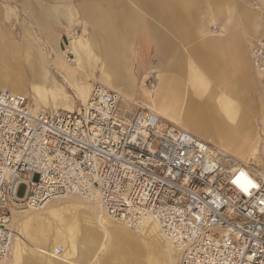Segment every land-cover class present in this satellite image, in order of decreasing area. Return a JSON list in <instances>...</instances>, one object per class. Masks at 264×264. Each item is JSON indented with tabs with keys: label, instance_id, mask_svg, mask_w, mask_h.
Wrapping results in <instances>:
<instances>
[{
	"label": "built area",
	"instance_id": "2783aa9c",
	"mask_svg": "<svg viewBox=\"0 0 264 264\" xmlns=\"http://www.w3.org/2000/svg\"><path fill=\"white\" fill-rule=\"evenodd\" d=\"M253 5L264 15V1ZM251 58L264 99V38L253 41ZM31 103L0 89V258L10 254L17 203L76 194L96 197L130 228L152 217L181 248L182 264H264L259 173L153 110L122 106L98 82L73 110L35 111Z\"/></svg>",
	"mask_w": 264,
	"mask_h": 264
},
{
	"label": "crops",
	"instance_id": "0c3cea01",
	"mask_svg": "<svg viewBox=\"0 0 264 264\" xmlns=\"http://www.w3.org/2000/svg\"><path fill=\"white\" fill-rule=\"evenodd\" d=\"M249 9L245 0H0V73L18 69L32 81L25 72L23 56L25 45L32 48L38 45L33 35L44 49L60 55L67 45V29L78 26L82 31L80 36L83 35L84 56L95 65L92 75H85L88 84L90 80L101 82L108 75L113 82L109 87L117 89L122 84L126 96L153 109L162 118L163 115L177 118L178 108H183V113L189 101L195 110L203 101V94H243L245 114L247 111L249 115L250 107L246 106L249 98H253L256 114L260 106L264 111V106L259 74L250 63L248 47L255 38L264 36V18H255V25L249 28L243 16ZM27 27L32 36L26 34ZM246 28L251 30L250 34ZM16 29L20 30V36ZM213 30L222 36L216 39L214 34L219 32ZM50 59L53 77L65 82ZM195 66L209 74L218 67L216 90L201 93L181 88L185 75ZM120 75L125 76V81ZM151 77L156 79L157 86L150 96L148 89L152 87L146 81ZM170 101L174 111L167 109ZM252 137L243 143L251 144Z\"/></svg>",
	"mask_w": 264,
	"mask_h": 264
},
{
	"label": "bare ground",
	"instance_id": "6f19581e",
	"mask_svg": "<svg viewBox=\"0 0 264 264\" xmlns=\"http://www.w3.org/2000/svg\"><path fill=\"white\" fill-rule=\"evenodd\" d=\"M259 1L262 2L264 0H259ZM247 2H248V6L250 8L249 9L250 11H244L243 16H244L245 25L250 28L251 24L255 25L254 24L255 18H258V17L264 18V15L255 9L253 2L251 0H249ZM78 28H79L78 26H71L67 29V31H68V35L66 37V44L67 45L66 46L64 45V47L61 49L60 55L53 54L54 56L52 57L51 60L54 61L55 66L57 67V69L62 74L65 82H67L70 86H72V88L79 90L82 93V95H83L82 99L83 100H80V103H86L88 101L89 95L91 94L92 86H93L94 82L91 85L88 84L87 82H85L86 77H85L84 71L82 70L83 65L81 66V64H82L81 61H82V57L84 56V54H86V50H85V47L83 44V39H82L83 35L80 36L82 31L80 33H78L76 31ZM25 32L27 35L32 36L28 27L25 29ZM248 32L250 34L251 30H248ZM33 38H35L37 40V42H39L38 46L36 48H32L28 45H25V52H24L23 57L26 60L25 61L26 62V66H25L26 71L25 72L26 73L28 72L30 77L33 79L32 80L33 83L31 85V92H32L31 94H32V98H33V101L35 103L34 104L35 106L33 105V103H31V104H32L33 109L35 111H38V110H46L48 102L51 99L52 100L54 98L60 99L62 97L66 98V96L63 95L61 97L60 94H58V92L63 88V85L55 77H53L52 73L49 70V63H50L49 62V59H50L49 53L46 52L45 49L40 45V40L37 37H34V35H33ZM262 38H264V36L258 37L255 39H262ZM253 41L249 44V47H248V57H249L251 65L253 66V68H255L257 70V72L259 74V92H260V95L262 97L263 106H264V99H263L261 87H260V79H261L260 72L253 65L252 58H251V46L253 44ZM67 52H71V54H72L71 60L67 58V54H66ZM104 71H106L105 67H104ZM120 76L119 77L125 81V76H123V75H120ZM10 78L13 79L12 76ZM11 79H10V81H11ZM2 82H3V79H2ZM96 82H98V81H96ZM45 83H49L50 86L46 87ZM98 83H100L102 86H104L106 88H109V89L113 88V87L112 88L109 87L112 85L113 82H111V79L109 78L108 75L103 76L101 78V82H98ZM9 85H10V83H9ZM13 85H14V83H13ZM121 85L120 86L118 85L116 87L117 89L113 88L112 90H114L120 94L122 106H129L130 107V104H131L133 106L135 105L136 107H144V108L153 110L151 108H148L147 106L139 105V102L134 101L131 98H129L128 96H126ZM123 86H124V84H123ZM144 86H146V85L144 84ZM147 86L152 87V89H148V91L150 92V96H151V94L154 92L152 90L156 89L157 84H156V82L152 83V84L147 83ZM1 89H5V88H1ZM19 94H21V93H19ZM23 95H25V94H23ZM25 96H27V95H25ZM242 96H243V94H241V95L240 94H215V95L203 94V101H201V104L199 106H195L194 109L196 110L197 114L200 117H205L206 119L211 120L212 122L217 121V118H218V119H220V121H223L225 123H228V124L233 125V126L235 125L236 127H238V130L236 129V131L242 132L243 134L241 135L240 133H237L238 134L237 136L239 137V139H237V141L228 142V143H225L221 146H217L218 149L213 147L212 145L211 146L216 151L221 153L223 156H226V157H228V159L233 160L236 164L245 165L248 170L254 171V172L256 171L257 173H259L261 176L264 177V170H263L262 164H261L262 159H261V155H260V151H259V149H260V134L257 132L258 125L256 123V115L254 112V101H253V98L252 99L249 98V100H248L249 104H246L247 107H250L249 108V115L245 114L244 107H242V104H243L242 101H244ZM178 98H179V96H178ZM180 102H182V101H180ZM215 102H216V104H215ZM172 105H173V102L168 104L167 105L168 108L167 107L166 108L168 110H171V108H172V111H174ZM175 106L177 107V105H175ZM65 107L67 109H62V110H68V109L73 110L74 109V108L72 109V106L69 103H66ZM178 109L179 110H178L177 118H175V119L174 118H168V117H166V115H163L164 117L162 118L161 115H159L156 111H154V110L153 111L165 123L179 127V126H182V122L183 121L185 122V119L183 120L182 116H181L184 113L183 111H182L183 113H181V110L183 108L182 109L178 108ZM185 113H186V111H185ZM259 113H260V116L262 119L261 122L263 124V133H264V111H263L261 106H260V112ZM161 114H163V113H161ZM247 115L250 118L249 120L246 118ZM200 119H202V118H200ZM240 119L242 120L241 125H240V121H241ZM247 120H248V123H247ZM243 121H245V122L243 123ZM200 125H202V124H200ZM189 127H190V125H189ZM198 127H199V125H198ZM200 127L202 128V126H200ZM183 128L187 129L188 127L182 126L181 129H183ZM185 129H183V130H185ZM188 132H189V130H188ZM199 132H201V130ZM252 135H253V137H252L253 144L252 145L251 144L245 145L243 142H241L244 139L247 140V139L251 138ZM198 136H199V138H203L202 137L203 135L198 134L197 137ZM229 148H233L234 150L240 149V152L242 153L241 159L246 164H249L251 166H248L246 164H242L244 162L240 163L239 161L234 160L231 157V155L227 154V152H229ZM71 195H76V194H71ZM71 195H68V196H71ZM76 196H78V197H74V200L71 201V204H67V203H65L66 202L65 200H60L64 197H67V195L66 196L53 195L52 197L48 198L40 206H29V208L26 210H20L19 209L20 211H17L18 212L17 215L13 217V219L10 223V225L12 224V226L16 229L17 236H19V237H17V236L15 237V244L13 245V250H12V257L11 258H12L14 264H40V263H38L37 258L32 257L33 259L30 258V260H28L26 258V256L24 255V253L26 251L24 244L26 242L21 240L20 237L26 238L27 240H30L32 243H35L34 240L36 237L38 238L37 239V241H38L43 236H47L51 232L58 239V241H56L57 244H58V242L62 243V240L60 238L62 237L63 234H65V237H70V240H71V238L74 239L76 232L78 230H80V228L84 227L80 218L77 216L76 211H78V210L82 211L81 213H83V216H84L83 219H85L89 223H92L93 227H95V230L98 231V232L97 231L94 232L98 238V244H96L97 246L94 249V251H98L100 248H105L106 251L108 250L106 252V254L107 253L109 254L110 250H111V252L114 250H116V251L118 250L119 244L117 245L116 243H123L122 245L129 248V250H128L129 256H127L128 258L125 261H123L124 264H177L178 261H179V264H182L181 248L178 247L171 238L166 236L160 230L157 222L152 217H150V216L145 217V219H144V221L140 227L130 228L127 225H125L123 222H120V221H117V220L111 218L105 212V210L103 209V207L101 206V204L99 203V201L97 200L96 197H88L87 198V197H82L80 195H76ZM54 199H59V200H55V201L51 202ZM68 201H69V199H68ZM50 202H51V205L48 204ZM47 204L49 205L48 207H46ZM45 214L51 215L52 220L50 221ZM84 229H82V230H84ZM90 230H88V231H90ZM99 233H101V235H99ZM78 235H79V233H78ZM14 236H15V234H14ZM14 236H13V239H14ZM107 238L109 239L108 244L106 243ZM13 239H12V243H13ZM46 239H47V237H46ZM104 239H106L105 242H104ZM115 239L118 240L119 242H115ZM68 240H67V242H68ZM11 248H12V244H11ZM93 253L95 254V252H93ZM10 255H11V250H10V254L8 256H10ZM78 255H79V257H78L77 261L81 262L83 264L85 263V260L88 259V261H89V258L92 257V256H89L88 253H85L84 250L83 251L80 250ZM8 256L2 257V258H0V260H4V259L6 260V258ZM50 261H52V260H50ZM1 263H2V261H1Z\"/></svg>",
	"mask_w": 264,
	"mask_h": 264
},
{
	"label": "rangeland",
	"instance_id": "374dc122",
	"mask_svg": "<svg viewBox=\"0 0 264 264\" xmlns=\"http://www.w3.org/2000/svg\"><path fill=\"white\" fill-rule=\"evenodd\" d=\"M245 1H249V0H245ZM251 1L253 2L254 0H251ZM218 27H219L218 30L220 31V26L218 25ZM210 28L214 29V30L217 29L214 26H210ZM214 30H213V33L219 32V31H214ZM80 32H81V28H78V33H80ZM16 33H17L18 36H20V30L16 29ZM214 36L217 39L218 37L222 36V33L219 32L217 34H214ZM218 41H220V40H218ZM37 46L38 45H35V46L33 45V47H35V48ZM217 47L218 48L221 47L220 43L217 45ZM24 52H25V47H24ZM46 52L50 53L51 57H53V54H52L53 52H51L50 50H46ZM81 62H82L81 66L83 65L82 66L83 67L82 70L84 71V74L87 77L92 75V69L95 68L94 67L95 66L94 65V61L91 58H89V57L83 56ZM214 69H215V71H213L212 74H209V72L207 73L205 70L201 69L200 67H196L195 66V67L190 68V71L188 72L187 76L185 75V79H186L185 82L181 83V88L184 91L185 90L186 91L187 90H191V91H194V92H201V93H208V91L216 90L215 85H216V83L218 84V82H216V79H217L216 75L219 73L218 72L219 70H218V67H216ZM229 69H232V68H229ZM237 72L239 73V70ZM238 73L236 75H238ZM11 76L13 77V79L10 78ZM23 77H24V75L18 69L14 70V71L12 70L11 73H7L6 71H4V72L0 73V84H1L0 86L3 85L5 87H7V88L9 87L10 90H14V91L22 92L23 94H26L29 97L30 101L34 105L35 103L33 101L32 94H31L32 93L31 92V85H32L33 82L30 81L31 79L29 78V76L28 77L26 76L24 78ZM1 78L3 79V82H2ZM10 79H11V81H10ZM155 80H156L155 78L151 77V79L147 80L146 83L152 84V83L155 82ZM88 82H89L90 85L93 83V81H91V80L88 81ZM9 83H10V85H9ZM13 83H14V85H13ZM61 83L63 85V88H62V90H60L58 92V94H60L61 97L64 95V96H66V98L62 97L60 99H58V98H54L53 100L51 99L48 102L46 110L67 109L65 107L66 103L71 104L72 109H73L80 103V100H83L82 99L83 95H82V93L80 91H77L76 89L70 87L67 83H65L63 81ZM223 83H225V82L223 81ZM27 85H28V89L25 88ZM45 86L49 87L50 84L49 83H45ZM221 88H223V86H221ZM213 95H215V94H213ZM256 103L259 104V97H257V95H256ZM192 107H193L192 102L191 101H189V103L187 102L186 108H185L186 113L184 111L185 114L183 116V120L185 119V122L184 121L182 122V126L183 127H188L187 130H189L192 134L203 135L204 138L206 139L205 141L210 143L213 147L217 148V146H221V145H223L225 143L237 141V139H239V137L237 136L238 135L237 133H240L241 135L243 134L242 132H237L236 131V129L238 130V127H236L235 125L233 126V125H230V124L225 123L223 121H220V119H218V118H217V121H213L212 122L211 120H208L205 117H200L197 114L196 110H192ZM130 108L134 109V108H136V106L135 105L133 106V105L130 104ZM68 110H70V109H68ZM257 113H259V110L256 111L255 115H256V123L258 125L257 132L260 134V149H259V151H260V155H261V159H262L261 164H262V168L264 170V133H263V124L261 122L262 121L261 116L258 115ZM246 114H247V111H246ZM199 117L202 118V119H200ZM244 122L245 121H243V123ZM241 123H242V120L240 121V125H241ZM200 124H202V125H200ZM189 125H190V127H189ZM198 125H199V127H198ZM182 126H179V127L182 128ZM200 126H202V128ZM200 130H201V132H199ZM241 142H244V140H242ZM252 144H253V142L251 143V145ZM227 154L231 155V157L234 160L239 161L240 163L244 162L241 159V154L242 153L238 152L237 150H234L233 148H229V152H227ZM242 164H246V163L244 162ZM246 165L251 166L249 164H246ZM74 197H78V196L71 195V196L64 197V198H62L60 200H65L66 201L65 203L71 204V201L74 200ZM68 199H69V201H68ZM55 200H59V199H54L51 202H53ZM51 202L48 203V204L51 205ZM48 204L46 205V207L49 206ZM28 208H29L28 206L16 204L15 208H13V210H12V219H13L14 216L17 215V213H18L17 211L26 210ZM13 211H14V213H13ZM81 212L82 211H79V210L76 211L77 216L80 218V220H81L82 224L84 225V227L80 228V230H78L76 232L74 239L71 238V240H70V237H65V234H63L62 237L60 238L62 240V243L58 242V244H57L56 241H58V239L56 238L55 235H53L50 232L47 236H43L42 237L43 239L40 237L41 239H39L38 241H37L38 238L36 237L35 240H34L35 243H36L35 244V243H32L30 240H27L26 238L20 237L21 240L26 242L24 244L25 245L24 247H25V249L27 251V252L25 251V253H24L26 258L28 260H30V258L31 259L37 258L38 263H40V264H77V263L78 264L79 263L83 264L81 262H78L77 259L79 257V255H78L79 251L80 250H82V251L84 250L85 253H88L89 256H92L91 258H89V261L93 258L90 262L88 261V259L85 260L84 264H124L123 261H125L128 258L127 256H129L128 255L129 254V252H128L129 248L125 247L124 245H122L123 243H116L117 245L119 244L118 245L119 246L118 250L117 251L114 250L112 252L110 250L109 254L108 253L106 254V252L108 250L106 251L105 248H100L98 251H94V249L97 246L96 244H98V238H97L96 234L94 233L97 230H95V227H93L92 223H89L88 221L83 219L84 216H83V213H81ZM45 215L48 217V219L50 221L52 220V216L51 215H48V214H45ZM12 219H11V221H12ZM11 227L15 231V236H14L13 243H12V248H11V255L8 256L6 258V260L5 259L4 260H0V264H14V262H13L11 257H12L13 245L15 244V237L17 236V234H16L17 231L12 226V224H11ZM82 229H84V230H82ZM88 230H90V231H88ZM78 233H79V235H78ZM99 235H101V233H99ZM17 237H19V236H17ZM46 237H47V239H46ZM67 240H68L69 243L67 242ZM105 240L106 239H104V242H105ZM108 240L109 239L107 238V240H106L107 244H108ZM115 242H119V241L115 239ZM93 252H95V254ZM50 260H52V261H50ZM1 261H2V263H1ZM177 264H179V261H178Z\"/></svg>",
	"mask_w": 264,
	"mask_h": 264
}]
</instances>
